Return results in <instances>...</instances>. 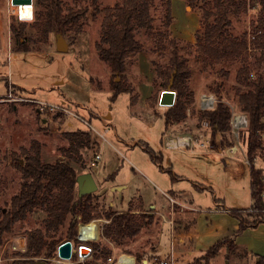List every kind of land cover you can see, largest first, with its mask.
<instances>
[{"label":"rangeland","instance_id":"rangeland-1","mask_svg":"<svg viewBox=\"0 0 264 264\" xmlns=\"http://www.w3.org/2000/svg\"><path fill=\"white\" fill-rule=\"evenodd\" d=\"M117 1L100 0V7L113 6ZM91 2L62 0L63 11L56 12L53 31L44 37L33 23L35 10L42 8L37 6L36 0L33 19L28 21L18 18L12 0H0V216L9 207L11 198L22 188L24 178L17 162L23 163V150L30 149L33 140L41 143L42 160L54 162L64 158L61 148L71 144L66 137L67 131L86 132L91 136L90 144L81 148L82 161L75 165L78 175L91 172L97 183L98 188L93 192V209L128 212L132 208L136 209L133 210L135 214L140 215L141 208L146 207L145 213L152 220L120 244L111 240L115 251L136 253L148 257L147 264H156L153 251L157 249L165 221L159 214L152 213L155 208H151L160 209L163 203H169L167 193H173L171 188L181 190L187 201L200 202L203 207L214 203L215 198L230 206L250 204V168L245 163L243 151L238 152V159L228 163V159L220 154L196 155L189 153L187 148H182L185 152L175 149L162 152L160 147L165 132L169 133L173 126L184 132L179 135H196L199 128L204 131V118L200 117L202 112L198 105L203 93L213 92L217 98L234 100L238 108L245 112L238 101L237 89L247 90L250 87L245 82L239 83L236 77L243 65H248L254 76L264 73V51L254 47V31L258 29L259 21L264 20L263 3L261 0H247L246 5L237 3L230 8L228 16L232 25L228 26V30L233 36H246L249 49L244 60L233 62L225 59L218 63L205 61L196 45V32L204 29V10H215L213 0H172L174 19L168 28L164 25L165 2L156 0L152 7L154 27L151 33L146 29L137 32L144 47L128 59L127 82L134 90L115 95L110 86L113 73L98 56L95 46L101 37L104 11L93 15ZM81 7L88 8L86 16L80 22L64 25V14L69 8ZM214 18L212 16L210 21L213 22ZM21 22H26L29 50L17 49L19 43L11 30L12 25L20 26ZM260 33L261 29H258L256 35ZM58 34L67 40V50L57 48ZM173 41L177 43L180 54L188 59L191 76L187 82L194 101L188 105L187 117L167 128L164 114L170 106L161 105L160 97L168 86L156 66L169 63ZM132 96H135L133 100ZM35 98L63 104L78 116L59 109L40 110L38 103L31 100ZM70 121L72 125H68ZM211 126L209 137L212 143L222 147L237 143L230 130L214 133ZM106 127L109 130L105 132ZM246 129L241 132L240 141L247 150ZM179 135L173 134L166 139ZM142 141L149 142L156 156L145 149ZM97 152L101 158L93 164ZM259 153L256 167L264 171V146ZM169 158L173 164H170ZM170 205L173 209L174 205L177 207L175 223L179 224L181 216L185 215L182 220L187 226H193L192 214H185L187 211L183 212L182 206L176 202L173 205L170 202ZM45 215L43 209H37L25 221H18L12 231L4 233L0 243V264H12L14 259L21 261L26 258L30 246L27 231L43 227ZM100 216L81 224L82 231L85 224H95L93 227L86 226L90 231L86 238L96 241L99 224L105 222L100 229L102 234L104 226L110 222L104 215ZM68 221L55 234L56 238H62V242L68 238ZM101 234L100 241L96 243L110 246ZM17 235L27 237V249L13 248L11 239ZM232 242L229 238L222 244L223 255L218 258L219 262L248 264L242 259L246 256L245 251L234 247ZM41 258L46 257L34 259L38 261ZM93 259L92 255L83 264ZM213 259L197 262L206 264L208 260L211 264ZM98 262L108 264L107 260L99 259ZM253 264H256L254 257Z\"/></svg>","mask_w":264,"mask_h":264},{"label":"trees","instance_id":"trees-1","mask_svg":"<svg viewBox=\"0 0 264 264\" xmlns=\"http://www.w3.org/2000/svg\"><path fill=\"white\" fill-rule=\"evenodd\" d=\"M93 15L104 11V18L101 27V37L95 42L98 56L105 61L113 75L110 86L115 95L121 92L134 90L133 86L127 82L128 59L137 52H140L144 45L138 39L137 32L146 29L149 33L154 27V16L152 7L156 0H118L113 6L100 7V0H91ZM194 0H191L193 2ZM255 1V0H252ZM165 14L164 25L170 27L173 23L172 0H164ZM215 10H204L203 31L196 32V45L199 54L205 61L222 62L240 61L245 59V52L249 49L247 37L233 36L228 26L232 21L228 16L230 8L235 5H246L247 0H213ZM264 9V0H261ZM34 25L37 26L42 36L47 37L53 31L56 12L62 13V0H36ZM239 8V7H237ZM87 7L78 9L69 8L64 14V25L80 22L87 14ZM238 10V9H237ZM215 16L214 21L210 18ZM20 26L12 25L11 30L19 43V50H29V43L26 36V22H21ZM257 34L255 29V48L264 51V20L259 21ZM166 34V33H165ZM174 48L172 56L167 65L157 64L156 70L165 77L166 86L173 81L172 88L177 92V100L165 112V125L168 128L171 124L179 123L187 117L188 105L194 101V94L188 86V79L191 76V68L188 59L180 54L179 47L173 41ZM248 65H243L237 72V81L245 82L250 87L247 90L237 89L238 101L242 109L249 115V126L247 130V154L251 166V188L253 204L244 208H229L230 213L239 220L237 232H242L247 228H254L264 222V174L263 169L256 167V159L259 150L263 145L260 133L264 130V73L251 74ZM135 96H132V100ZM135 103V102H134ZM231 112L229 107L218 102L213 110L200 114L201 118H207L213 125L214 133L228 131L230 126ZM66 137L71 141L68 147H62L61 152L64 158H59L54 162L43 161L41 156V143L33 140L30 149H24L22 153L23 163L17 162L24 178L22 188L19 193L11 198L9 207L0 216V243L5 232H10L18 221H25L29 215L37 209L45 212L44 226L35 227L27 231L30 246L23 260L14 259L12 264H36L35 257H53L57 254L58 246L62 238H56L55 234L68 221L66 232L67 239L78 242V225L81 221H88L104 215L110 222L103 228V235L120 244L136 235L144 226L151 223V216L142 209L140 215L130 209L128 212H118L111 209L101 211L93 209L94 193L80 194L77 182V168L75 163L82 161L81 148L90 144L91 136L86 132L67 131ZM142 145L156 156L153 148L148 142L142 141ZM252 208V210H249ZM98 215V216H97ZM96 216V217H95ZM149 218V220H147ZM95 226L92 224L90 227ZM84 236L86 230L83 231ZM229 238L219 240L213 248H210L201 257L208 259L215 257L216 250ZM94 259L86 264H100L113 253L111 246L103 243H92ZM236 247V244L232 242ZM232 250V249H230ZM142 256H138L142 260ZM76 260V256L73 257ZM197 259V260H201ZM195 260V262L197 261ZM208 260L207 263L208 264ZM48 263V260H45ZM71 264H83L74 262ZM264 264V257L256 262Z\"/></svg>","mask_w":264,"mask_h":264},{"label":"crops","instance_id":"crops-1","mask_svg":"<svg viewBox=\"0 0 264 264\" xmlns=\"http://www.w3.org/2000/svg\"><path fill=\"white\" fill-rule=\"evenodd\" d=\"M72 124L73 123L71 121L68 123V125ZM175 127L176 126L171 127V131H169V133L167 131L165 132V135L162 138V145L160 147L162 152H164V150L166 151L167 149H175L184 152L186 151L182 148H168L164 144L166 137L173 134L179 135L184 133ZM187 151L196 155L202 154L199 152H192L188 149ZM210 153L222 155L221 153L214 151L203 154ZM236 159H238V157ZM168 160L170 164H173V160L171 158ZM230 162L228 161V163ZM247 165L250 168L251 183V166L249 164ZM171 189L173 193H167V195L174 198L176 200L175 202L182 206L181 210L183 212L187 211L184 212L185 214H192L194 218V224L193 226H187V224L182 220L184 217H186L185 215L181 216V222L179 224L175 223V209L177 207L174 205V209L173 207L171 208L170 200L169 203H163L160 209H156L155 206H152L151 210L155 208L153 211H151L152 213L159 214L160 216L162 213L165 216V219L161 216L165 222H163V228L158 237L157 249L153 251L155 257L161 258V256H163V258L169 259L171 264H200L197 261L195 262V259L202 257L208 249L213 248L219 240L224 238H230V240H232L237 247L245 251L246 256L242 259L248 262V264H253V257L255 263L261 258V256L264 257V222L260 223L254 228H247L242 232H237L239 220L229 211V208H244L253 204L251 184L250 204L248 206L225 205L224 203L217 201L215 198L214 203L203 207L200 202L192 200L187 201L184 198L183 192L181 190H176L173 188ZM142 209L146 210V207L141 208V210ZM188 209H190V211H188ZM168 220H173L174 226L169 224ZM134 255L137 257L139 256L136 253ZM221 255H223L222 249L216 250L215 257L213 259L214 261H212L211 264H221L218 260V258H221ZM142 261L143 264H145L146 261L148 263L149 259L148 257H143Z\"/></svg>","mask_w":264,"mask_h":264},{"label":"built area","instance_id":"built-area-1","mask_svg":"<svg viewBox=\"0 0 264 264\" xmlns=\"http://www.w3.org/2000/svg\"><path fill=\"white\" fill-rule=\"evenodd\" d=\"M32 4V9L34 11V0L31 3ZM17 6L15 9V13L16 15H18V18L21 21H28V20H32L33 17L29 18V17H22L21 16V10H20V6L19 5H15ZM1 46V44H0ZM11 54V53H10ZM11 56V55H9ZM33 102L38 103L40 110H45V109H50L51 111L59 109L62 110L64 113L69 114V115H73V116H78L75 112H73V110H71L70 108H68L67 106H63V104H52L51 102H47L44 100H39V99H31ZM218 102H223L225 103L231 112V116H230V132L233 136V138L236 139V144L233 145H226L224 147L214 144L211 142L209 134L211 132V123L209 119L204 118L203 120V128L204 131L202 132L200 130V128L198 129L199 132L198 134H185V135H179L175 138L170 137L166 139V146L168 148H187L188 150L192 151V152H199V153H208V152H219L221 153L226 159H228V161L230 162L233 159H236L238 156V152L241 150L243 151L244 155L246 156V163H248L249 165L250 160L248 158V154H247V150L242 146L241 141H240V137H241V132L248 128L249 126V115L245 112H243L241 109L238 108L236 102L234 100H230L226 97L224 98H217L216 94L213 92H206L203 93L202 96L199 97L198 99V105H199V109L201 112H205V111H209V110H213L216 108L217 103ZM189 109V108H188ZM189 114V112H188ZM109 128L106 127L105 128V132L108 131ZM104 139L105 136L104 134H102ZM260 139L262 141V144L264 146V130L261 131L260 133ZM241 146L239 147L238 146ZM101 158V154L99 152L96 153L95 155V159L92 161V163L94 164L95 162H97L99 159ZM264 178V177H263ZM170 197V196H169ZM262 198L264 199V191L262 194ZM176 200L172 197H170V202L173 205V203ZM249 210H252V208H250ZM161 216L165 219L164 214L161 213ZM89 221V220H88ZM107 221V220H105ZM83 222H87V221H81L78 225V233H77V240L78 242H76L75 244L73 243L74 241L71 240L72 242V255L69 258H64L62 256H60L59 251H57V254L54 255L53 257H49V258H41V260H48L49 263L52 262V264H71L74 262H81L83 263L85 261V259H87L88 257L93 255V247H92V243H96L98 241H100V229H102L103 225L105 222H102L101 224H99L98 226V238L97 240H93V239H88V238H81V224ZM169 223L173 224V220H168ZM88 229L86 228V233L85 235H89L90 231H87ZM103 235V232L102 234ZM20 236V235H17ZM17 236H14L11 241H12V245L13 248L18 249L15 246V238ZM25 237V240H27V237ZM104 239L106 241L109 242V245L112 247L113 249V253L107 258V263L108 264H141L138 257L132 253H117L115 250V244L108 238H106L103 235ZM173 245V242H172ZM173 249V247H172ZM173 252V251H172ZM76 256V260L73 259V257ZM155 261L158 264H171V261L167 258H159V257H154ZM48 263V264H49ZM147 263V261H146ZM145 263V264H146ZM143 264V261H142Z\"/></svg>","mask_w":264,"mask_h":264},{"label":"water","instance_id":"water-1","mask_svg":"<svg viewBox=\"0 0 264 264\" xmlns=\"http://www.w3.org/2000/svg\"><path fill=\"white\" fill-rule=\"evenodd\" d=\"M33 0H12V3L20 6L21 16L31 18ZM69 44L65 37L61 34L57 35V48L59 50H67ZM173 81H171L166 89L161 93L160 104L166 106H173L176 102L177 92L172 88ZM78 190L80 194L92 193L97 190V183L91 172H85L77 176ZM58 251L60 256L69 258L72 255L71 240H64L59 244ZM259 259V258H258ZM36 264H48L45 260H38Z\"/></svg>","mask_w":264,"mask_h":264},{"label":"bare ground","instance_id":"bare-ground-1","mask_svg":"<svg viewBox=\"0 0 264 264\" xmlns=\"http://www.w3.org/2000/svg\"><path fill=\"white\" fill-rule=\"evenodd\" d=\"M17 7V6H16ZM32 17H33V9H32V13L30 14ZM86 226H91V224H89V225H86L85 224V229L84 230H86ZM83 230V231H84ZM83 231H82V233H81V238H86V236H84V233H83ZM15 246L18 248V249H21V250H25V249H27V240H25V237L23 236V237H20V236H17L16 238H15Z\"/></svg>","mask_w":264,"mask_h":264}]
</instances>
